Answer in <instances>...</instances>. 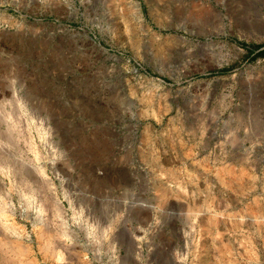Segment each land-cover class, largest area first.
I'll return each mask as SVG.
<instances>
[{"label":"rangeland","instance_id":"374dc122","mask_svg":"<svg viewBox=\"0 0 264 264\" xmlns=\"http://www.w3.org/2000/svg\"><path fill=\"white\" fill-rule=\"evenodd\" d=\"M263 48L264 0H0V264H264Z\"/></svg>","mask_w":264,"mask_h":264},{"label":"trees","instance_id":"16d2710c","mask_svg":"<svg viewBox=\"0 0 264 264\" xmlns=\"http://www.w3.org/2000/svg\"><path fill=\"white\" fill-rule=\"evenodd\" d=\"M260 47H261V46H256L255 48H256V49H259ZM255 55H258V56H262V57H264V48L258 50V51L256 52Z\"/></svg>","mask_w":264,"mask_h":264},{"label":"crops","instance_id":"0c3cea01","mask_svg":"<svg viewBox=\"0 0 264 264\" xmlns=\"http://www.w3.org/2000/svg\"><path fill=\"white\" fill-rule=\"evenodd\" d=\"M242 229V228H241Z\"/></svg>","mask_w":264,"mask_h":264}]
</instances>
